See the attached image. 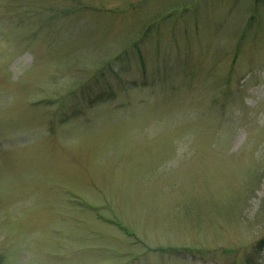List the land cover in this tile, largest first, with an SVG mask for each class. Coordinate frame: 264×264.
I'll return each mask as SVG.
<instances>
[{
  "label": "rangeland",
  "instance_id": "rangeland-1",
  "mask_svg": "<svg viewBox=\"0 0 264 264\" xmlns=\"http://www.w3.org/2000/svg\"><path fill=\"white\" fill-rule=\"evenodd\" d=\"M263 237L264 0H0L3 264H264Z\"/></svg>",
  "mask_w": 264,
  "mask_h": 264
},
{
  "label": "trees",
  "instance_id": "trees-1",
  "mask_svg": "<svg viewBox=\"0 0 264 264\" xmlns=\"http://www.w3.org/2000/svg\"><path fill=\"white\" fill-rule=\"evenodd\" d=\"M258 249L261 250L264 248V237L258 242ZM178 249V248H177ZM4 260L0 257V264H3Z\"/></svg>",
  "mask_w": 264,
  "mask_h": 264
}]
</instances>
